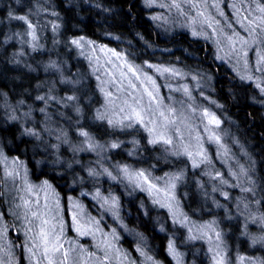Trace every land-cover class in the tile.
Segmentation results:
<instances>
[{"label":"trees","instance_id":"obj_1","mask_svg":"<svg viewBox=\"0 0 264 264\" xmlns=\"http://www.w3.org/2000/svg\"><path fill=\"white\" fill-rule=\"evenodd\" d=\"M231 3L233 0L219 2L229 20ZM9 13L26 15L36 25L39 40L35 50L31 37L24 36L26 25L11 19ZM151 13L144 0H0V152L8 158V164L18 158L23 164L20 174L26 173L28 183L39 188L46 181L51 186L49 192L59 200V216L68 221L66 238H75L89 251H94L93 245L102 238L119 249L111 264H209L207 238L190 239L201 233L192 235L187 224L180 222L184 216L202 225L215 222L230 264H237L241 257L242 264H257V260L264 264V241L260 238H264V221L260 219L264 216V71L249 65L246 73L251 79H241L228 65L231 57L224 56L225 62L220 61L221 51L205 37L193 36L188 29L161 27ZM52 25L59 27L53 31ZM233 27L245 33L239 25ZM81 37L122 52L137 65L172 66L198 75L205 96L199 97L200 91L194 96L204 102L214 101L215 115L230 134L232 144L249 156L246 163L251 162L248 167L257 185L256 197L234 192L227 204L223 202L227 198L204 201L194 178L198 174L190 169L187 159L170 155L161 145L149 144L142 129L120 130L94 119L97 109L104 112L103 98L87 52L70 43ZM263 47L260 54H264ZM251 52L254 66L259 51ZM73 94L79 97L84 114L79 122L71 107L56 101H50L46 112L41 113L44 104L35 99L37 95H51L61 100ZM80 127L89 131L93 142L102 148L75 151L85 147L81 143L84 138L77 134ZM26 129L39 133V138L24 134ZM111 143L119 147L111 148ZM4 166L0 162V174ZM123 166L144 170L151 174L150 179L173 174L179 168L186 175L176 194L182 215L169 208H156L150 192L134 191L118 172ZM89 170L97 174L90 176ZM20 185L18 177L16 187ZM214 188L210 187L213 194ZM0 191L4 192L0 196V259L4 264H32L24 234L28 225L23 223V209L15 207L19 197L13 198L12 182L8 181L7 187L5 182L0 183ZM43 195L39 193V197ZM238 199L249 207L246 220L236 214L234 202ZM73 203L79 209H74ZM218 203L224 207H218ZM70 209L80 211L82 221L98 222L104 235L97 233L96 239L76 237ZM253 217L256 221L248 223ZM170 243L184 255L182 262H174L169 255Z\"/></svg>","mask_w":264,"mask_h":264},{"label":"snow or ice","instance_id":"obj_2","mask_svg":"<svg viewBox=\"0 0 264 264\" xmlns=\"http://www.w3.org/2000/svg\"><path fill=\"white\" fill-rule=\"evenodd\" d=\"M219 2L220 0H216L215 3H210V0H181V2L172 0L168 7L177 9L181 15L187 17L189 12L183 10L182 3L187 4L189 11L195 10L191 16L190 26L193 27L192 35H203L207 39L209 36L205 30L210 29L213 34L219 37L215 42L218 45L224 44L236 55L246 56V49H251L253 46L258 48L264 45V4L260 3V0H233L231 7L234 11L231 20H229L223 11L219 10ZM17 3H19V0H17ZM209 8L214 9L216 14L213 15L209 12ZM53 15H56V13H53ZM9 17L22 21L26 25L24 36L31 37V46L35 50L39 40L36 25L26 15L13 16L9 13ZM217 17L222 18L223 23ZM234 24L240 26L247 38L242 37L234 29ZM196 26H199L200 31L196 30ZM58 27V25H52L53 31ZM82 41L87 44L92 43L91 41H84L83 37L73 39L70 43L79 48L82 46ZM99 50L111 53L106 63L111 65L112 68L105 73L108 77L107 80H100V76L96 77L100 81L99 90L103 93L106 111L100 112L97 109L94 119L105 121L111 127L120 130L135 128L137 131H140L142 129L147 133L149 144L172 146L175 149L173 155L186 157L194 169L199 168L202 164L211 162L208 152L204 148L205 139L211 144H215L222 149L224 148L221 143V137L216 132V129L222 123L221 120L207 109L197 112V109L190 102L192 97L187 88H184L183 92L188 96L189 103L185 104L184 101H178V107L166 104L159 95L158 86L152 77L147 76L146 73H143L142 69L128 62L122 53L105 48H100ZM113 57L120 63H114ZM148 67L153 66L148 65ZM254 67L258 71H264V54H258ZM100 71L101 67L94 68V72ZM157 71H161V69L157 68ZM162 71L174 72L173 69L168 68H164ZM248 79H251V77H248ZM62 82L73 83L72 81ZM136 82H139V87ZM35 99L44 104V107L39 109L41 113L46 112L50 101H56L57 103H62L64 107H71L76 113L77 122L83 119L84 114L82 108L79 106V97L74 94L66 95L61 100H57L56 97L51 95L47 97L37 95ZM108 112H111L110 117ZM186 112L189 115H185ZM25 115H30V113H26ZM192 116H196L204 124L202 131L207 133L206 137L199 134V131H197L198 126L191 124ZM11 119L15 120L17 117L12 116ZM194 132L195 135L193 134ZM24 134L39 138V133L31 129H26ZM62 134L66 135V133ZM77 134L84 138L81 143L85 147L74 149L75 151H95L97 148H102V145L93 142L92 135L83 127L78 128ZM109 147L117 148L119 144L111 143ZM223 155H228L226 149H224ZM0 162L5 165L2 169V174H0V183L5 181L12 182L15 190L13 198L19 197V202L15 204V207L23 209V223L28 225L24 232L27 238L26 247L32 264H111L112 261L117 259L119 249L115 248L111 241L107 239H99L93 245L95 250L89 251L83 245H80L75 238H66L65 222L59 216V201L56 200L53 206H49L48 203L49 197L47 193L50 191L51 186L46 181L39 188L28 183L26 173L23 176L20 174L19 169L23 167V164L18 161V158L11 161V164L15 167H10L8 166V158L4 157L2 152H0ZM105 172H107V169H105ZM118 172L122 173L123 177L130 183L138 187L146 186L143 188L145 191L150 193L155 192L156 194L163 193L165 202L162 203L159 199L154 202L160 204L161 207L171 210L172 202L175 201L173 190L176 187V182L182 179L183 172L161 178L164 180L163 188L157 187V184L152 182L156 178L150 179L151 174L146 173L144 170H130L128 166H123L118 169ZM88 174L94 176L97 173L89 170ZM207 174L211 176L210 173ZM107 175L112 179H116L110 172H107ZM230 175L237 178V183L233 184V187H239L242 192L250 193L253 197H256L257 185L248 175L247 170L240 169V177H247V186L241 187L239 183L240 177H237L236 173L233 172ZM18 177L21 181L20 187H16ZM211 178L219 180L221 184L228 183L219 172ZM215 190L214 188L213 191ZM21 192L26 195H20ZM40 192L45 194L43 202L39 198ZM222 194L227 198V192ZM3 195L4 192L0 191V196ZM32 197L36 198L32 199ZM96 197H99V193L96 194ZM255 202L258 204L260 201L257 199ZM104 203L107 204L108 200L105 199ZM115 203L113 199L112 204L114 205ZM79 207V205L73 203L74 209H79ZM244 207L247 208V204ZM173 215L175 216L176 214L173 213ZM260 219L264 221V216ZM71 220L76 237H92L96 239L97 233H100L101 236L104 235L98 227V222L94 220L82 222L80 211H74ZM255 220L256 218L253 217L254 222ZM180 222L186 225L187 217L184 216ZM214 223L210 222L202 225L197 229L201 235L191 236L190 239L207 238L209 243H211L213 239L212 235H209L208 231H204V229H208L214 234L216 241H221V233L216 231ZM169 250L173 253L175 252L174 246L171 243L169 244ZM209 251L213 252L211 257L213 264H227L226 254L220 250L219 243L215 245V248H210ZM240 260L243 262L244 258L241 257ZM0 264H4L3 259H0Z\"/></svg>","mask_w":264,"mask_h":264},{"label":"rangeland","instance_id":"obj_3","mask_svg":"<svg viewBox=\"0 0 264 264\" xmlns=\"http://www.w3.org/2000/svg\"><path fill=\"white\" fill-rule=\"evenodd\" d=\"M214 1L215 0H210V3H215ZM144 2L147 5V7L152 11L151 18L158 25H160L161 27H166V28L171 27L173 30L188 29L190 31V33L192 34L193 27L190 26L191 25V16L194 14L195 10L189 11L187 4L182 3L183 10L185 12H189V15L186 17L184 15H181L177 11V9L168 7V5L172 2V0H144ZM177 2H181V0H177ZM161 5H164V6H161ZM231 9H232V7H231ZM219 10L223 11V8L220 5H219ZM208 11L211 12L213 15L216 14L215 10L212 8H209ZM232 11H234V10L232 9ZM224 13L226 14V12H224ZM217 18L221 19V22L223 23L222 18H220V17H217ZM196 30L200 31L199 26H196ZM206 30H207L209 38H207V39L205 38V40L210 42L213 45V47L215 45V47H217V49L221 51L219 53V54H221V57H219L220 61L225 62L223 57L227 56V55L230 56L231 58L229 59V62L228 61L227 62H228V65L230 66L231 70L233 72H235L241 79H243V80L248 79V76L246 73L248 70V66L250 65L251 68L254 67L253 61L251 60V57H250L252 54L251 50H254V51L257 50V51H259V54H260L261 48L260 47L257 48L256 46H253V48H251V49H246V51H247L246 56H239V55L232 53L229 50V48L226 47L224 44L221 43L218 45L215 41L219 37L216 34H213L210 29H206ZM236 31L239 32L242 37L247 38L246 34L243 33L242 31H240V30H236ZM81 48H83L82 53L84 51L87 52V57L91 61V63L93 64V66L95 68L101 67L100 72H94L93 69H92V72L94 74H96V76H100V80H107L108 77L105 75V73L110 71L112 66L107 64L106 61H107L108 57L111 55V53L110 52H101L99 49L100 48L111 49V48L106 47V46H102V45H96L93 42L91 44L83 43ZM263 49H264V47H263ZM116 52H118V51H116ZM120 53H122V52H120ZM122 54L127 59L128 62H130L134 66L142 69L143 73H146L147 76L152 77V79L156 82V85L158 86L159 95L163 98L164 103L171 104V105L177 106V107H178V104H177L178 101H184L185 104L189 103L188 96L183 92V89L187 88L191 94V97H192L190 102H191L192 106L197 109V112H200L204 109H207L208 111L215 114L214 108H216V104H214L213 100L212 101L210 100V102L213 105V106H211L209 104L210 102H208V101L204 102L201 99H196L194 96V94H196L197 91H200L199 97L203 98L205 96L203 91H202V89L205 90V86L202 83L203 80L198 75H194L191 72L183 71V70H180L178 68H174L172 66H163V65H157V64L137 65V64L132 63L130 60H128L127 56L124 53H122ZM222 54H223V56H222ZM255 56L257 57L258 53L255 54ZM112 59H113L114 63H116V64L120 63L119 61H116L114 57ZM256 61L257 60H255V63H256ZM148 65H152L153 67H148ZM157 68L161 69V71H157ZM164 68L173 69L174 72H163L162 70ZM97 83H98V88H99L100 81H98ZM136 83L139 87V82H136ZM201 87H203V88H201ZM100 94L102 95V98H103L102 104H103V109H104L103 111L105 112L106 111L105 99H104L103 93L100 92ZM108 115L110 117L111 112H108ZM185 115H189V113L186 112ZM205 123H206V121H205ZM191 124L193 126H198L197 131H199V134L201 136H205V137L207 136V133L202 131L204 124L201 123L200 120L196 116H192ZM216 132L218 135H220L221 143L223 144L224 148L222 149L215 144H211L205 139L204 140V148L207 150L211 162L208 164H202L199 168L194 169L191 167L190 169H192L193 172H196L198 174L194 178H196L197 189L201 193V196L203 197L204 201H208L209 199L214 200V198H226L222 193L227 192L228 193L227 201H223V202H225V204H227L228 200L229 199L231 200L230 197L234 198V195L231 196L232 193H234V192H236V194H239L241 196L244 195L245 197H247L250 194V193L242 192L239 187H233L232 186L233 184L237 183V178L230 175V173L234 172L237 174V177H240V169L243 168V169L248 171V175L252 178V180L255 181V179H254L251 167H248L249 163L251 164V162L249 161V163H246L249 156L245 152H243L244 150H236V148L232 144V139L230 137V134L226 131L225 126L222 123H221L220 127L218 129H216ZM193 134L195 135V132ZM233 143L237 144L238 142L236 141ZM157 145H160V144H157ZM161 146H163L166 149V151L170 155L173 156V152L175 151V149L172 146H165V145H161ZM224 149L227 150V153H228L227 156L223 155ZM174 156H176V155H174ZM244 156H246L245 159L243 158ZM176 157H180L181 159L182 158L187 159L186 157H183V156H176ZM8 166L12 167L11 164H8ZM190 166H191V162H190ZM178 170H179V168L177 169V171H173L174 172L173 174L181 172ZM184 171H185V168H184ZM217 172L221 173L222 177L228 181L227 184H221L219 180L211 178V177H214L217 174ZM207 173H210L211 176H209ZM184 174L185 173H183L182 179L180 181L176 182V187L173 190V194L175 196V201L172 202L171 210H173V211L176 210L178 216H179V214L182 215V210H181L180 205L178 204L179 202H178V199L176 198V194H177V188L182 183V180H184L183 177L184 176L186 177V175H184ZM169 175H172V174H166L160 178L155 177L156 179L153 180L152 182L156 183L157 187L163 188L164 187V180L161 178H166ZM7 182L8 181H5L6 187H7ZM239 183H240L241 187L247 186V177H240ZM129 185L136 192H139V191L143 190L144 187H146V186L138 187L135 184H132L130 182H129ZM210 187H215L216 190H215L214 194L210 191L211 190ZM47 195L49 197V200H48L49 206H53L54 202L56 200H58V198H55L54 195L52 194V192H48ZM150 195H151V198H153L152 199L153 205L155 203L154 201H156L158 199L161 200L162 203L165 202V197H164L163 193H160V194L155 193L154 196H152V194L150 193ZM32 198H36V197H32ZM39 198L44 199V195L40 196ZM156 205H154L156 208L157 207L161 208L160 204L156 203ZM234 206H235L236 210L238 211V212H236V214L239 216L240 215L244 216L245 217L244 220H246L247 217L249 216V207L245 208L244 204L240 203L239 199L236 200V202H234ZM65 207H66V205H65ZM218 207H224V206L221 203H218ZM59 208H60V204H59ZM164 208H166V207H164ZM59 210H61V208ZM71 211L73 212L72 209H70V212ZM83 221H87V220H83ZM64 222L65 223L67 222V224H68V221L66 220V218H64ZM247 222L252 223L253 220H247ZM186 224H187V226H185V227L188 229V231H189V229H191V231H189V232L192 235H193V232H195V231H196V233H200L199 231H197V229L200 228L202 226V224H200L198 222L195 223L194 221H190L189 219H187ZM194 226H196V227H194ZM214 226H215V223H214ZM193 228H194V230H193ZM205 231H208L209 235L212 234L207 229H205ZM131 234H132V232H131ZM131 234H130V236H131ZM260 238H261V240L264 241L263 237H260ZM217 243L220 244V250L226 254L227 264H230L228 262V259H227V252H226V248L224 246L223 237H221V241H216L215 237H213L211 243H209V241H208L207 252L209 253V264H213V261L211 259L213 252H210L209 249L215 248V245ZM174 250H175V252L173 253L168 248L169 255L174 259V262H176V263L179 261L182 262L184 255L176 247H174ZM129 258H131V256H129ZM242 263L243 262H240V260L237 259V264H242ZM256 263L259 264V260H257ZM232 264H234V262Z\"/></svg>","mask_w":264,"mask_h":264}]
</instances>
